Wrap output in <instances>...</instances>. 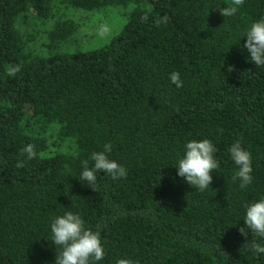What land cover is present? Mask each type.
Returning a JSON list of instances; mask_svg holds the SVG:
<instances>
[{
	"label": "trees",
	"instance_id": "16d2710c",
	"mask_svg": "<svg viewBox=\"0 0 264 264\" xmlns=\"http://www.w3.org/2000/svg\"><path fill=\"white\" fill-rule=\"evenodd\" d=\"M229 3L0 0V264H55L50 221L64 211L100 233L99 264H264L240 230L244 205L264 195V68L247 58L246 36L237 43L264 16V0L224 18ZM113 4L133 5L125 23L82 51L58 50L75 31L69 19L54 24L46 55L28 50L17 26L29 11L48 19L56 7ZM203 138L220 168L201 192L175 166L184 144ZM236 141L253 157L245 190L228 153ZM106 143L127 175L99 172L94 190L78 176Z\"/></svg>",
	"mask_w": 264,
	"mask_h": 264
},
{
	"label": "clouds",
	"instance_id": "9594fccd",
	"mask_svg": "<svg viewBox=\"0 0 264 264\" xmlns=\"http://www.w3.org/2000/svg\"><path fill=\"white\" fill-rule=\"evenodd\" d=\"M245 0H230V3L220 8L221 14L226 17L235 16L244 6ZM107 31V28L103 29ZM246 40L241 45L246 50L248 59L256 66L264 68V16L252 21L238 36V42L242 37ZM233 69L232 65L228 70ZM169 81L175 87L183 86L184 81L179 71L169 73ZM27 153V159L35 156L31 145L22 149ZM112 152L111 143L103 145L102 150L93 151L89 160L83 162L78 178L87 181L88 186L93 188L97 181V173L104 172L113 180L126 177V167L110 156ZM217 148L207 138L192 139L183 146L182 155L176 161V175L182 177L190 186L201 192L211 186L213 180L212 172L220 168L216 157ZM230 159L236 165L233 179L239 180V188L247 189L253 183V157L250 150L236 141L228 148ZM91 161V165H89ZM21 162L17 167H22ZM94 189V188H93ZM95 190V189H94ZM244 227L241 233L245 236L251 231L252 239L246 242L250 249L258 256H264V195L244 205L243 213ZM50 232L52 243L59 249L55 264H99L105 257V249L98 231L85 226L82 217L73 211H64L63 214L55 215L50 221Z\"/></svg>",
	"mask_w": 264,
	"mask_h": 264
},
{
	"label": "rangeland",
	"instance_id": "374dc122",
	"mask_svg": "<svg viewBox=\"0 0 264 264\" xmlns=\"http://www.w3.org/2000/svg\"><path fill=\"white\" fill-rule=\"evenodd\" d=\"M132 8V4H113L89 10L56 7L48 19H41L29 11L19 17L17 26L25 39L26 48L35 54L46 55L55 50L49 39L54 24L58 20L69 19L74 22L75 31L60 41L58 50L82 51L106 43L125 23ZM105 28L106 32L103 31ZM50 146L51 150L56 149L51 143Z\"/></svg>",
	"mask_w": 264,
	"mask_h": 264
}]
</instances>
